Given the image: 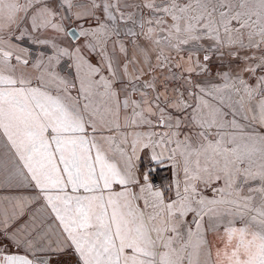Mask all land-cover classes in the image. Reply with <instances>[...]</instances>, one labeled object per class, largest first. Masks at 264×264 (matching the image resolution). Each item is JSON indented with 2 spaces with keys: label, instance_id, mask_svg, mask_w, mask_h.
I'll return each instance as SVG.
<instances>
[{
  "label": "snow or ice",
  "instance_id": "1",
  "mask_svg": "<svg viewBox=\"0 0 264 264\" xmlns=\"http://www.w3.org/2000/svg\"><path fill=\"white\" fill-rule=\"evenodd\" d=\"M0 264H264V0H0Z\"/></svg>",
  "mask_w": 264,
  "mask_h": 264
},
{
  "label": "rangeland",
  "instance_id": "2",
  "mask_svg": "<svg viewBox=\"0 0 264 264\" xmlns=\"http://www.w3.org/2000/svg\"><path fill=\"white\" fill-rule=\"evenodd\" d=\"M164 173H161V175H163Z\"/></svg>",
  "mask_w": 264,
  "mask_h": 264
}]
</instances>
